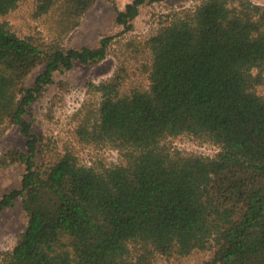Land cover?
I'll list each match as a JSON object with an SVG mask.
<instances>
[{"label": "trees", "instance_id": "16d2710c", "mask_svg": "<svg viewBox=\"0 0 264 264\" xmlns=\"http://www.w3.org/2000/svg\"><path fill=\"white\" fill-rule=\"evenodd\" d=\"M26 1L0 0V133L17 125L26 141L0 152V168L25 166L0 212L20 199L28 217L0 264H154L195 249L212 251L204 264H264V5L198 0L140 42L127 39L135 18L165 0H132L116 7L121 31L69 47L98 0H33L49 38L20 35L5 19ZM117 42V67L88 82L99 99L73 114V135L122 161L86 164L71 147L54 151L34 130L33 105L54 84L68 90L56 73L103 61ZM147 52L148 61L139 58ZM184 134L214 154L165 145Z\"/></svg>", "mask_w": 264, "mask_h": 264}, {"label": "rangeland", "instance_id": "374dc122", "mask_svg": "<svg viewBox=\"0 0 264 264\" xmlns=\"http://www.w3.org/2000/svg\"><path fill=\"white\" fill-rule=\"evenodd\" d=\"M33 0H28L11 11L5 19L11 27L20 35L42 33L46 38L51 36V24L47 19H34L32 17ZM132 0H116L113 4L107 0H98L95 6L86 13L81 24L65 40L69 47L97 46L106 35L115 34L122 30V26L116 22V7L123 9ZM264 5V0H252ZM198 0H165L163 2L147 4L142 7L140 14L134 20V30L127 34V39L135 38L143 42L151 34L155 33L160 21L165 16L174 13L183 15L186 9H191ZM123 43V42H122ZM122 43H115L112 52L103 61L95 64H83L76 62L72 69L63 73H56V81L64 80L68 83V90H60L57 84L47 88L42 97L33 105V112L37 117L34 130L51 138V146L56 148L71 147L79 155V159L86 164L113 165L121 162L118 152L110 147L83 148L73 135L75 121L73 114L90 101H98V95L90 92L88 82L99 83L110 76L117 67L118 60L115 52H118ZM140 55L144 61H148V55ZM39 68L34 71L29 79L31 85ZM260 93H264V85L258 87ZM94 104V103H93ZM171 149H179L185 153H197L213 155L216 147L212 144L199 145L194 138L184 134L177 138H169L164 141ZM19 147L25 149L26 141L17 125L9 126L0 133V152ZM25 166L17 163L7 168H0V198L2 195L21 184ZM28 217L21 206V200L0 212V251L10 250L16 244L19 234L25 229ZM212 256L209 249H195L189 255L181 259H166L157 255L154 264H204Z\"/></svg>", "mask_w": 264, "mask_h": 264}]
</instances>
